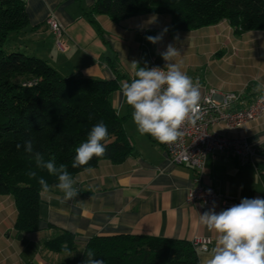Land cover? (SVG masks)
<instances>
[{
    "label": "crops",
    "instance_id": "0c3cea01",
    "mask_svg": "<svg viewBox=\"0 0 264 264\" xmlns=\"http://www.w3.org/2000/svg\"><path fill=\"white\" fill-rule=\"evenodd\" d=\"M25 2L30 25L15 36L14 48L46 60L64 77L113 80L118 73L120 88L113 93L112 104L120 116L127 117L125 130L133 150L122 162L105 159L91 171H80L74 177L79 190L74 200L61 203L63 193L55 187L57 183L52 185L41 195L38 231L23 233L22 238L15 228L18 210L14 198L0 195V264H75L92 237L116 234L190 242L209 238L210 249L198 250L201 264L215 246V233L199 219L211 208L188 201L193 168L172 163L166 150L150 135L138 133L121 83L134 78L131 63H139L145 50L149 56L147 68L153 61L165 67L167 62L161 53L169 44L176 47L180 43L200 60L195 62L199 72L190 77L201 85L202 97L214 87L221 92L244 91V100L249 102L264 93V30L236 34L224 20L171 33L164 32L171 23L168 15L143 14L115 22L109 15L91 13L97 0ZM52 14L65 28V51L58 48L54 33L46 25ZM149 31H156L155 36L163 32L162 40L149 42ZM211 131L228 137L243 136L257 143L259 152L253 164L245 165L237 157L209 155L204 184L239 203L243 198H264V115L242 127L218 124ZM59 230L75 234L77 249L72 257L45 246Z\"/></svg>",
    "mask_w": 264,
    "mask_h": 264
},
{
    "label": "trees",
    "instance_id": "16d2710c",
    "mask_svg": "<svg viewBox=\"0 0 264 264\" xmlns=\"http://www.w3.org/2000/svg\"><path fill=\"white\" fill-rule=\"evenodd\" d=\"M91 13L109 15L115 22L143 14L168 15L171 23L167 31L171 33L224 20L236 34L264 30V0H97ZM29 25L25 0H0V195L15 200L19 234L39 229L44 192L28 171H37V178L43 177L49 189L58 183L46 170L35 168L23 148L26 140H31L34 151L46 160L54 158L57 166L66 165L73 178L105 159L122 162L133 150L124 125L127 117L120 116L112 104L121 76L117 73L113 80L62 76L46 60L14 48L15 36ZM155 35L156 31L148 32V36ZM148 64L145 50L138 65ZM101 121L109 132L106 154L73 168L75 149ZM65 242L71 251L77 249L75 234L67 230H59L45 246L64 252ZM89 249L104 264H200L197 248L187 240L137 234L94 236L75 264H84Z\"/></svg>",
    "mask_w": 264,
    "mask_h": 264
},
{
    "label": "clouds",
    "instance_id": "9594fccd",
    "mask_svg": "<svg viewBox=\"0 0 264 264\" xmlns=\"http://www.w3.org/2000/svg\"><path fill=\"white\" fill-rule=\"evenodd\" d=\"M167 29H164L166 32ZM163 38V32L146 39L156 44ZM180 55L172 44L161 53L167 62L164 68L140 67L136 61L131 63L135 70L134 78L121 83V92L125 102L133 109L132 121L141 136L150 135L160 143H172L182 136L185 122L195 124L200 118L201 85L181 70V64L175 62ZM91 119V116L89 117ZM109 132L101 121L89 131L87 138L75 149L73 168L87 165L93 157L106 154ZM17 149L21 147L16 145ZM35 163V168L46 170L56 177L55 185L62 193L61 203L76 199L79 190L76 181L68 172L67 166H57L55 159H45L35 152L33 142L26 140L23 145ZM91 171V169H86ZM27 175L37 179L43 192L49 191V184L43 177L37 178V171L29 170ZM210 191V190H209ZM200 223L215 233V246L210 255L202 258L201 264H264V198H243L239 204L220 212L213 207L200 214ZM66 257L74 253L67 242L62 245ZM84 264H104L96 258L93 250L85 254Z\"/></svg>",
    "mask_w": 264,
    "mask_h": 264
},
{
    "label": "built area",
    "instance_id": "2783aa9c",
    "mask_svg": "<svg viewBox=\"0 0 264 264\" xmlns=\"http://www.w3.org/2000/svg\"><path fill=\"white\" fill-rule=\"evenodd\" d=\"M46 25L56 38L61 51L67 49L65 43V28L55 15H50ZM161 67L155 61L149 68ZM32 85V82H28ZM244 91L221 92L210 87L201 99L200 118L195 124L185 122L182 126V136L172 143H160L167 152L168 158L174 164L188 165L194 170V178L188 193L190 203H202L210 208L215 202V210H225L239 204L235 198L219 193L215 188L204 184L206 162L209 155L216 153L237 157L243 165L253 164L259 152V145L248 141L245 137H228L211 128L218 124L227 127H242L245 123L264 115V93L249 102L244 100ZM210 190V191H209ZM193 245L199 251H208L212 243L209 238H195Z\"/></svg>",
    "mask_w": 264,
    "mask_h": 264
},
{
    "label": "rangeland",
    "instance_id": "374dc122",
    "mask_svg": "<svg viewBox=\"0 0 264 264\" xmlns=\"http://www.w3.org/2000/svg\"><path fill=\"white\" fill-rule=\"evenodd\" d=\"M177 40L180 41V38H177ZM176 48L179 50L180 55L176 58L175 62L181 64V69L187 72L189 76H193L194 72H199L200 69L196 66L195 62L199 61L200 63V60H198V58L193 53H191L192 51L188 49V46L182 45V47H180V43H176ZM126 122L127 121H125L124 125L126 124ZM136 137L137 136L133 135L134 139Z\"/></svg>",
    "mask_w": 264,
    "mask_h": 264
},
{
    "label": "water",
    "instance_id": "95a60500",
    "mask_svg": "<svg viewBox=\"0 0 264 264\" xmlns=\"http://www.w3.org/2000/svg\"><path fill=\"white\" fill-rule=\"evenodd\" d=\"M19 238H22V234L19 235Z\"/></svg>",
    "mask_w": 264,
    "mask_h": 264
}]
</instances>
